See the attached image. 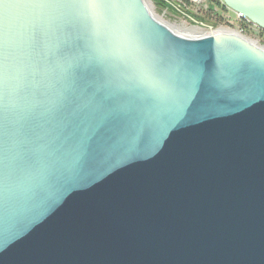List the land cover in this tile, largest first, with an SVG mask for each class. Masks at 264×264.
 <instances>
[{
  "label": "water",
  "instance_id": "obj_1",
  "mask_svg": "<svg viewBox=\"0 0 264 264\" xmlns=\"http://www.w3.org/2000/svg\"><path fill=\"white\" fill-rule=\"evenodd\" d=\"M0 264H264V48L145 0H0Z\"/></svg>",
  "mask_w": 264,
  "mask_h": 264
},
{
  "label": "rangeland",
  "instance_id": "obj_2",
  "mask_svg": "<svg viewBox=\"0 0 264 264\" xmlns=\"http://www.w3.org/2000/svg\"><path fill=\"white\" fill-rule=\"evenodd\" d=\"M172 1L183 4L181 0H172ZM148 2L152 12L156 15L157 18H159L167 25H171V26L176 25L177 27H179V32L181 34L190 37H202L209 33H217V32H232L239 34L241 29H243V27H241V24L238 21H236V15L233 11L229 9L227 11H223L217 7H215V10L211 11L209 8L210 6L209 0H200L197 3L191 2V5L185 6L186 10H188L193 15L202 17L203 22H194L187 16L175 14L171 11H168L167 9L157 7L152 0H148ZM219 20H221V23H219V25L214 26L212 24L218 22ZM241 35H243V37L247 38L248 40L254 42L257 46L264 48V41L255 42L253 36L255 34L251 32H247V33L243 32V34Z\"/></svg>",
  "mask_w": 264,
  "mask_h": 264
},
{
  "label": "trees",
  "instance_id": "obj_3",
  "mask_svg": "<svg viewBox=\"0 0 264 264\" xmlns=\"http://www.w3.org/2000/svg\"><path fill=\"white\" fill-rule=\"evenodd\" d=\"M152 1L154 2V4L157 7H160V8H163V9H167L168 11H171V12H173L175 14H180V15L187 16L188 18H190L194 22H203V18L202 17L193 15L188 10H186L185 6L191 5V2L188 1V0H181L183 2V4L174 2L172 0H152ZM209 3H210L209 8H210L211 11L215 10V7L219 8V9H221L223 11H227L228 10V8L223 4V2L221 0H209ZM219 23H221V20H219L218 22L212 23V24L214 26H217V25H219Z\"/></svg>",
  "mask_w": 264,
  "mask_h": 264
},
{
  "label": "built area",
  "instance_id": "obj_4",
  "mask_svg": "<svg viewBox=\"0 0 264 264\" xmlns=\"http://www.w3.org/2000/svg\"><path fill=\"white\" fill-rule=\"evenodd\" d=\"M235 15H236V21H238L241 24V27H243V29H241L240 31L241 34H243V32L244 33L251 32L255 34L253 35L255 42L264 41V29L260 28L259 26L252 23L248 19L243 18L240 14L235 13ZM240 33L239 35H241Z\"/></svg>",
  "mask_w": 264,
  "mask_h": 264
},
{
  "label": "bare ground",
  "instance_id": "obj_5",
  "mask_svg": "<svg viewBox=\"0 0 264 264\" xmlns=\"http://www.w3.org/2000/svg\"><path fill=\"white\" fill-rule=\"evenodd\" d=\"M146 1V3H147V5H148V7H149V9L151 10V8H150V5H149V2H148V0H145ZM151 12H152V10H151ZM153 13V12H152ZM155 15V14H154ZM155 17H156V15H155ZM156 19L157 20H159L160 22H162L163 24H165V25H167L166 23H164L163 21H161L159 18H157L156 17ZM172 31H174V32H176V33H179V34H181L180 32H179V27H177L176 25H173V26H171V25H167ZM181 27H183V26H181ZM186 28V27H185ZM182 29V28H181ZM188 29V28H187ZM190 29V28H189ZM195 29V28H194ZM193 29V30H194ZM197 29V28H196ZM191 30V29H190ZM190 30H188V31H190ZM198 30V29H197ZM181 31V30H180ZM184 31V30H183ZM185 32V31H184ZM192 32V31H191ZM195 35H196V33H195ZM254 43V42H253Z\"/></svg>",
  "mask_w": 264,
  "mask_h": 264
}]
</instances>
